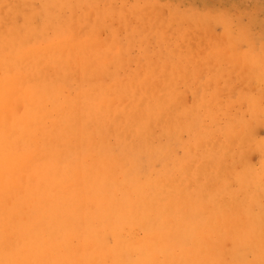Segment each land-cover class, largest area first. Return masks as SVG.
Returning a JSON list of instances; mask_svg holds the SVG:
<instances>
[{
  "label": "bare ground",
  "instance_id": "obj_1",
  "mask_svg": "<svg viewBox=\"0 0 264 264\" xmlns=\"http://www.w3.org/2000/svg\"><path fill=\"white\" fill-rule=\"evenodd\" d=\"M97 2L0 0V264H264V94L221 92L232 73L264 80L252 46L223 68L213 36L194 60L175 38L130 67L138 23L170 12Z\"/></svg>",
  "mask_w": 264,
  "mask_h": 264
},
{
  "label": "rangeland",
  "instance_id": "obj_2",
  "mask_svg": "<svg viewBox=\"0 0 264 264\" xmlns=\"http://www.w3.org/2000/svg\"><path fill=\"white\" fill-rule=\"evenodd\" d=\"M125 1H126V3L124 2V0H118V1L117 0H115V1L114 0L113 1L112 0H106V3H109V4L112 3L111 5L115 6V7L120 6V8H123V10L125 9L124 11H127L128 8H129V5H132V3L134 2L133 4H136L139 7H142L141 5H143V9L148 10V12H149L148 8L152 7L151 4H153V5L155 4L160 9H158L154 5L155 6L154 8L156 9V11L154 12L155 14L152 15L153 19L157 18V16H161L162 17V16L166 15L168 12H170V13H168L169 16L172 17L171 18L172 21H171V19L169 17L166 19L165 23L160 21L161 23H159L160 24L159 30H158V24L157 23L156 24H152L153 25L152 28H151L150 25H148L149 27L144 26L145 25L144 22L138 23L139 26H137V27H139V28H137V30L133 31L132 32L133 34L131 33L130 37H132V38H131V41L129 40L130 44H128V46H127L128 48H127L126 55L129 56V54H132V55H130L131 56V61H130V65H129L130 67H134L136 61L137 62L138 61L141 62V59L143 61V57L141 56V49H143V50L145 49L144 52L147 54V56H149L150 59L158 60L160 58V56L163 57V55L158 56L159 58L157 57L158 51L160 49H164V47L167 46L168 44H170L169 47L172 49L173 42H174L175 38H177L178 42L181 43V45L184 44L183 46H181V50L182 51H186L187 45H186L185 48H183V47L186 44L185 41H187L190 38L189 39L190 40L189 44L191 43V45H192L194 43V45L189 47V50L190 51L192 50L190 52L191 58L189 60H194L193 59L195 57L194 54L196 55L197 53H199L198 51H200L199 55L200 54L201 55L204 54V53H202V50L206 47L209 37L213 36L215 39L220 41V43H218L217 46H218V51L220 53H222V55H223L222 62H220V65H222L221 67H223V68L226 67V66H223L222 63H225V64L227 63V65H229L228 63L236 61L239 58H241V56H243L245 53H247V50L249 52V49H247V48L252 46V47H250V54L256 53L255 57H254V55H253V57L255 58V60L260 59L259 60V61H261L260 65L263 66V68H264V64H262V60L264 61V44H263L264 43V30H263L264 29V0H178V1L177 0H174V1L173 0L172 1L171 0H167V1L166 0H136V1L135 0H125ZM147 1L149 3V7L147 5L148 4ZM153 1H155V3ZM98 2L97 3L99 5H102L103 0H98ZM127 2H129V3H127ZM168 3H169V5H168ZM189 5H190V8H189ZM202 5H204V6H202ZM146 6H147V8H146ZM200 6H202V7H200ZM209 6H211V7H209ZM89 7H91V5H89ZM161 7H163V8H161ZM154 8H153V10H155ZM219 8H221V9H219ZM87 10L89 11L90 8L89 9L87 8ZM186 10L188 11V13L185 12ZM249 14H251L252 16H250ZM174 15H175V17H174ZM203 16H204V18H203ZM222 17L224 19L227 17L226 19L228 21L226 22V25L224 27H226L230 31L229 36H230V39L232 38V40L230 41L231 44L230 43L227 44L228 43L227 40H226L227 38L223 36L224 35L223 32L225 31V30L223 31V28H224V27H222L223 24L217 20L218 18L220 19ZM200 18H201L202 21H200ZM132 19L133 18H131V21H132ZM197 22H198V24L200 22H204V24H206V25L208 23V26H209L211 32H209V30H208V32H206L204 29H203V31L201 29H199L200 31L199 30L198 31L195 30L194 25H197L196 24ZM113 23L114 24H112V25L117 24L115 26L116 27L118 26L117 28H119V33H120V29L123 28V26H120L119 22H116V21H113ZM162 25H164L163 26L164 28L161 27ZM179 26H182V28L179 27ZM242 28L247 29L250 41L248 43H245V41H241L240 44H239V42L236 39H237L238 32ZM152 29H153L154 32L151 31ZM192 29H194L193 31H195V32H193ZM261 29H262L263 33L260 32ZM122 30L123 29H121V35L123 36L124 30L123 31ZM163 30L165 31V33L163 32ZM166 30H167V32H166ZM182 31H185V32H182ZM196 31L198 33H196ZM136 32L138 33V35H137ZM160 32H163V35L166 38H164L163 42L160 45H157L158 42L156 41V36L155 35H158V33H160ZM139 33H141V34H139ZM190 35H192V36L190 37ZM253 35L255 37H253ZM260 36H262V37H260ZM141 37H144L146 39L142 38L144 40L143 41V40H141ZM187 37H189V38H187ZM136 38H137V40H135ZM195 38H197V39H195ZM147 42H149V43H147ZM195 42L199 43V50L198 51H196V49H195ZM132 43H133L134 46L132 45ZM142 43H143V46H142ZM146 43L149 45V47H148V45ZM119 44L122 45V43H119ZM136 44H137V46H136ZM138 44H140L141 46L140 45L138 46ZM122 46H123V48H125V45H122ZM240 46H241V48H240ZM213 47H216V45L215 44H213V45L209 44V46H208V48H213ZM208 48L206 47L205 49L207 50ZM154 49H155V52H154ZM178 50L179 49L177 48L176 51H178ZM259 50H260V53H259ZM226 52H228V53H226ZM138 56L140 57V59H139ZM132 58H133L134 61H132ZM220 65L213 67L212 64H210V62H209L208 66L206 65L204 68H201V69L197 68V70L200 71V72H202V71L204 72L205 71L207 75H210V74H214V73H217V72H221L220 69H218V67ZM188 66L190 67V65H188ZM188 66L186 64L187 68H188ZM251 71H253L252 68H251L250 72H248V71L247 72L245 71V72L250 74V73H252ZM246 73H245V75H244V73L243 74L241 73L242 76L240 75V73L239 74H237V73H232L231 74L232 75L231 76V81L229 82V83H231L230 84L231 89H229L230 91L229 90L227 91L225 89H223L221 91V92H223L222 93L223 96H226V99H225L224 103L229 102L228 100L232 99L234 105L237 106L238 98L243 93H247L249 96H254L255 94L257 95V94H261V93L264 94V92H263V90H264V80L261 81V82L258 81L260 83V86H259V83H257V80L252 79L251 81H249V80L247 81L246 79L251 74L248 76V74L246 75ZM223 74H225V72ZM219 78L221 80L220 82L224 81L221 77H219ZM105 79H108V77H105ZM204 79H205V77L203 75V77L202 76L200 77L198 82L201 83ZM224 82H226V81H224ZM238 82H240V83H238ZM223 83H221V84L224 85L225 83L224 84ZM193 84L196 85L197 83H192L190 85L191 89H192V90L190 89L191 92L193 91V88L195 89V87H196ZM222 85L219 88L216 89L215 95H216V93L218 94V92L222 89ZM180 87H181V89L184 88L183 89V90H185L184 94H185V97H186V99L188 100V103H189V101H191L190 99L193 96V92L195 90L191 93L189 91V88H187V87L185 88L183 85H181ZM239 90H240L241 93L238 92ZM259 90L261 91V93H260ZM253 93H255V94L251 95ZM240 107L243 108V106H241V105H240ZM257 133H258V137H263L264 136V134H263L264 133V128L260 127L259 130L257 131ZM173 137H174V140L176 139L175 141H173V139H172ZM187 137L188 136H187L186 132H185V134H184V132H182V139L184 138L183 140H186ZM159 138H161L160 141L162 143H165V142L168 143L166 140L170 139L171 142L169 140L168 141L171 144L170 143H168V144L171 145V146H173L172 144H174L175 146H173V147L176 148V150L179 153L178 156H180L181 150H180L179 147H176L177 146L176 144L179 145L181 140L177 141L179 139L177 137H175V136H172V135L167 136V137L165 135H162V136H159ZM159 138L156 139V140H158L157 142H159ZM163 139H164V141H162ZM111 140L113 141L112 137H111ZM242 142H243V145H244V147L246 149H247V147L249 148V146H248L249 139L243 140ZM251 159L252 160H251L250 164L253 165V163H254V165H256L258 163V161H259L258 159H260V156L252 154ZM186 237H187V233H184V234L182 233V235L179 236V239L183 240Z\"/></svg>",
  "mask_w": 264,
  "mask_h": 264
}]
</instances>
